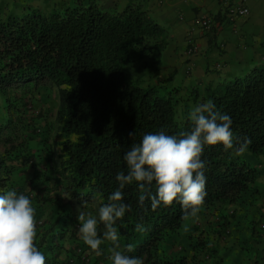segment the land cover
Listing matches in <instances>:
<instances>
[{"label":"trees","instance_id":"trees-1","mask_svg":"<svg viewBox=\"0 0 264 264\" xmlns=\"http://www.w3.org/2000/svg\"><path fill=\"white\" fill-rule=\"evenodd\" d=\"M214 19L210 31L216 34L227 19L223 12ZM168 43L166 27L135 0L112 10L101 8L97 0H77L50 11L30 5L22 11H0V97L5 108L11 105V92L17 90L34 94L56 89L59 99L56 125L61 151L55 159H41L51 171L43 184L53 182L70 201L90 205L96 213L118 187L116 173L127 171L123 155L132 144L147 133L164 130L178 135L189 130L188 116L177 121L170 92L158 84L144 85L138 78L125 79V65L139 62L147 64L153 75L159 73ZM192 93L199 102L197 88ZM207 100L231 116L235 144L247 139L250 143L244 152L264 156V63L241 76L208 85L199 103ZM7 113L9 117L0 122V148L16 134L10 124L13 113ZM244 152L215 145L206 147L202 156L207 162L202 209L216 204L230 209L223 216L227 222L221 223L222 232H228L236 220L235 207L255 203L259 170ZM12 170L0 154V189L21 193L23 188L14 181ZM124 193L132 210L117 223V230L121 247L134 245L129 255L141 257L144 264H225L221 255L210 254L207 243L202 259L166 254L164 244L186 221L181 206L162 205L153 211L146 201L141 207L135 183L126 186ZM74 219L72 211H65L37 235L35 243L45 253L46 264H63L65 243L74 237ZM111 246L105 241L101 249Z\"/></svg>","mask_w":264,"mask_h":264},{"label":"clouds","instance_id":"clouds-1","mask_svg":"<svg viewBox=\"0 0 264 264\" xmlns=\"http://www.w3.org/2000/svg\"><path fill=\"white\" fill-rule=\"evenodd\" d=\"M190 128L177 134L164 130L143 135L124 153L127 171L116 173L118 187L107 197L97 212L78 210V235L89 249L100 255L101 245L110 241L107 260L110 264H144L141 257L129 255L134 245L119 244L117 223L122 222L132 206L125 202L124 189L133 183L139 189L138 204L150 201L153 211L160 206H181L184 219L201 212L206 192L205 148L222 145L225 151L244 152L249 140L234 143L233 120L216 108L211 100L196 103L188 111ZM134 137V133H129ZM155 187V194L152 189ZM103 231H100V228ZM142 230V225H137ZM36 209L28 195L16 189H0V264H46L47 257L35 243Z\"/></svg>","mask_w":264,"mask_h":264},{"label":"crops","instance_id":"crops-1","mask_svg":"<svg viewBox=\"0 0 264 264\" xmlns=\"http://www.w3.org/2000/svg\"><path fill=\"white\" fill-rule=\"evenodd\" d=\"M128 1L97 0L105 10L121 9ZM135 1L166 27L169 41L162 57V70L147 85L158 84L171 95L179 96H193L192 91L197 88L201 100L208 85L241 76L264 63V0ZM0 3V11H6L2 0ZM20 3L24 5L22 10L30 5L24 0ZM235 6H247L249 15L231 18L229 11ZM218 12H223L227 20L216 34L199 27L198 19ZM191 43L196 52L189 55ZM252 159L250 162L259 170L254 186L255 203L234 206L237 218L230 229L237 239L232 241L234 257L226 258L225 264H264V156ZM222 253L224 257L225 251Z\"/></svg>","mask_w":264,"mask_h":264},{"label":"rangeland","instance_id":"rangeland-1","mask_svg":"<svg viewBox=\"0 0 264 264\" xmlns=\"http://www.w3.org/2000/svg\"><path fill=\"white\" fill-rule=\"evenodd\" d=\"M18 1L19 3H17ZM23 0H2V7L6 11H21L24 7L20 3ZM77 0H24L30 6H37L44 11H50L57 6L73 4ZM1 4V3H0ZM29 6V5H28ZM27 7V6H26ZM9 8L10 10H8ZM151 69L144 62L125 65V79L127 81L138 78V81L147 85L149 80H154ZM182 94V95H181ZM172 95L176 102L177 121L183 122L188 116V111L196 103L194 96L181 93ZM11 105L5 108L3 99L0 97V122L9 117L8 110L13 113L11 126H15L16 134L8 143H3L0 154L6 158L12 169V176L18 186L22 187V194L28 195L36 209L37 235L47 225L65 211H72L74 219V237L65 243V252L61 257L63 264H110L107 257L108 249L102 250L100 255L92 252L78 235L79 223L77 221L78 210L83 206L70 201L69 197L57 189L53 182L43 184L44 179L51 171H47L42 158H57L61 147L59 131L56 125L58 109V95L56 89H41L34 94L25 93L22 90L11 92ZM244 156L253 161L248 152ZM51 161V160H49ZM48 161V162H49ZM45 183V182H44ZM81 211L92 212L93 207L85 205ZM225 206L216 204L211 209L204 210L195 218H188L183 227L164 244V252L168 255L195 256L199 259L206 257L204 245L207 243L210 254L223 255L226 258L234 257V241L236 236L228 227V232H222L221 223L225 221L224 215H229ZM227 222V221H225ZM229 223V222H228Z\"/></svg>","mask_w":264,"mask_h":264},{"label":"built area","instance_id":"built-area-1","mask_svg":"<svg viewBox=\"0 0 264 264\" xmlns=\"http://www.w3.org/2000/svg\"><path fill=\"white\" fill-rule=\"evenodd\" d=\"M230 17L231 18H240L246 17L249 15L250 9L247 6H235L230 9ZM197 24L200 28H202L205 32L210 31L213 26L216 24L214 16H205L197 20ZM196 52V48L193 47L192 43L189 46L188 54L192 55Z\"/></svg>","mask_w":264,"mask_h":264}]
</instances>
